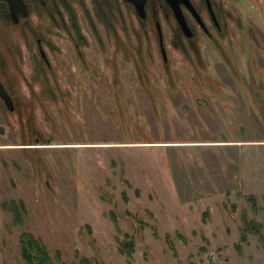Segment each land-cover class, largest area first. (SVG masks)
<instances>
[{
  "label": "rangeland",
  "instance_id": "1",
  "mask_svg": "<svg viewBox=\"0 0 264 264\" xmlns=\"http://www.w3.org/2000/svg\"><path fill=\"white\" fill-rule=\"evenodd\" d=\"M200 1L190 36L166 0L0 4V262L28 230L63 264H264V0Z\"/></svg>",
  "mask_w": 264,
  "mask_h": 264
},
{
  "label": "trees",
  "instance_id": "2",
  "mask_svg": "<svg viewBox=\"0 0 264 264\" xmlns=\"http://www.w3.org/2000/svg\"><path fill=\"white\" fill-rule=\"evenodd\" d=\"M3 207L13 212L15 219L14 221L20 222L22 214L25 211L24 202L19 200L11 199L3 203ZM258 224L246 221L245 225L241 228V232L244 233L246 230L251 232H257ZM244 235L242 234V239ZM19 252L22 259V264H63L59 254L56 252L54 255L51 254L47 244L39 237L35 236L31 231H22L18 236ZM127 245V254H131V248H133V239L131 238ZM129 247H131L129 249ZM133 250V249H132ZM0 264H4L0 262ZM80 264H90L89 259L86 257H80Z\"/></svg>",
  "mask_w": 264,
  "mask_h": 264
},
{
  "label": "water",
  "instance_id": "3",
  "mask_svg": "<svg viewBox=\"0 0 264 264\" xmlns=\"http://www.w3.org/2000/svg\"><path fill=\"white\" fill-rule=\"evenodd\" d=\"M166 1L170 5V7L174 13L175 18H176L178 24L180 25L181 30L183 31V33L185 35H187V36L192 35V30L189 27V25L187 24L186 18L184 16V13H183L181 6H180L181 3H183L188 8V10L195 16V18L197 19L199 24L203 27V29L205 31H207V28H206L203 20L201 19L196 8L191 3V0H166ZM8 2H9L10 10H11L13 17L17 11H21L23 13L26 12V8H25V4H24L23 0H8ZM205 2H206L207 8L211 14V17H212L214 23L218 26V21H217V18L215 16V13L213 11V8H212L211 0H205ZM136 10L141 17L145 16L144 0H139V3L136 4ZM155 24H156L158 37H159L160 50H161V53H162L164 60H166V53H165V49L163 46L162 32H161L160 24L158 21H156ZM1 93H2L3 97L6 99V102H7L6 104L11 107L12 104L10 103L11 101L9 99V96L6 94L5 91L1 92Z\"/></svg>",
  "mask_w": 264,
  "mask_h": 264
},
{
  "label": "flooded vegetation",
  "instance_id": "4",
  "mask_svg": "<svg viewBox=\"0 0 264 264\" xmlns=\"http://www.w3.org/2000/svg\"><path fill=\"white\" fill-rule=\"evenodd\" d=\"M24 1V4H25V8H26V12L25 13H23V12H21V11H17L16 13H15V15H14V17H13V15H12V13H11V10H10V5H9V2H8V0H0V4H1V6L3 7V8H5L6 9V11H7V16H8V18L11 20V22L12 23H16V22H18L19 20H20V18L21 17H25V16H27L28 15V13H29V11H30V5H29V0H23ZM125 2H128V3H130L133 7H134V9H135V11L137 12V10H136V4H138L139 3V0H125ZM200 2H202L203 3V5L206 7V10H207V13H208V15H209V18L213 21V19H212V17H211V14H210V12H209V10H208V8H207V5H206V2H205V0H201ZM166 3H167V1H166ZM191 3L193 4V6L196 8V10H197V6H196V4H195V2H194V0H191ZM146 4H147V0H144V10H145V8H146ZM167 5L169 6V8H171L170 7V5L167 3ZM180 6H181V9H182V11H183V13H184V16H185V11L187 10L191 15H192V17L194 18V20L196 21V22H198L197 21V19L195 18V16L188 10V8L183 4V3H181L180 4ZM171 11H172V9H171ZM198 11V10H197ZM214 11V10H213ZM138 13V12H137ZM172 13H173V11H172ZM199 13V12H198ZM215 13V12H214ZM145 15H146V12H145ZM173 15H174V13H173ZM199 15H200V13H199ZM216 16V15H215ZM175 17V16H174ZM200 17H201V15H200ZM185 18H186V16H185ZM176 19V18H175ZM201 19H202V17H201ZM177 21V20H176ZM186 21H187V18H186ZM214 22V21H213ZM178 23V22H177ZM187 24H188V21H187ZM198 24H199V22H198ZM215 24V23H214ZM189 25V24H188ZM200 25V24H199ZM216 25V24H215ZM201 26V25H200ZM190 27V26H189ZM202 27V26H201ZM219 27V26H218ZM203 28V27H202ZM207 28V27H206ZM193 33V32H192ZM37 42H38V46H39V51H40V54H41V56H42V58L44 59V60H46L47 61V58H46V56H45V54H44V52L42 51V49H41V44H40V40L39 39H37ZM6 92V94L9 96V94H8V92H7V90H6V88H5V86L3 85V83L0 81V98L5 102V103H7L6 102V99L3 97V95H2V93L1 92ZM9 99H10V97H9ZM11 101V100H10ZM11 103V102H10Z\"/></svg>",
  "mask_w": 264,
  "mask_h": 264
}]
</instances>
